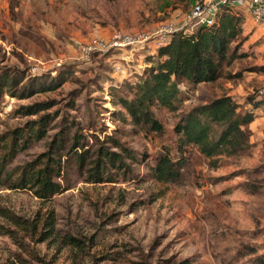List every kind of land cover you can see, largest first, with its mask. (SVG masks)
<instances>
[{
  "label": "rangeland",
  "instance_id": "obj_1",
  "mask_svg": "<svg viewBox=\"0 0 264 264\" xmlns=\"http://www.w3.org/2000/svg\"><path fill=\"white\" fill-rule=\"evenodd\" d=\"M197 1L0 0V72L10 67L51 76L66 69L73 72L57 91L24 100L0 97V133L27 121L16 112L22 104L55 98L64 106L69 92L78 89L73 115L79 121L91 120L98 130L108 132L118 128L121 138L150 155L147 162L154 164L164 147L175 153L174 126L192 106L227 92L250 108L247 96L264 86V74L252 73V68L264 65V30L251 22L239 50L247 55L225 69L235 77L196 87L183 83L177 110L156 109L165 126L163 135L133 133L132 126L113 114L118 107L107 80L123 83L135 70L141 72L147 66L144 55L157 53L159 34L191 28L186 18ZM118 33L137 42L111 47ZM97 42L105 46L87 56V48ZM262 120L253 123L247 155L223 156L213 163L194 151L191 169L181 181L157 182L143 164L137 166L143 181L91 184L76 179L72 189L50 202L28 190L0 186L1 208L32 221L54 210L58 229L42 242L0 214V264H264ZM45 145V140L34 143L14 163L32 159ZM2 229L12 230L14 236ZM68 233L85 242L83 250L62 241Z\"/></svg>",
  "mask_w": 264,
  "mask_h": 264
},
{
  "label": "trees",
  "instance_id": "obj_2",
  "mask_svg": "<svg viewBox=\"0 0 264 264\" xmlns=\"http://www.w3.org/2000/svg\"><path fill=\"white\" fill-rule=\"evenodd\" d=\"M244 22V13L222 6L213 24L174 31L169 42L157 48V53L144 55L147 66L141 72L135 70L132 78L123 83L107 80L112 103L118 107L113 114L132 126L133 133L163 135L165 126L156 109L177 110L181 84L196 87L216 84L223 77H235L225 73V69L247 55L239 52L245 40L241 39ZM252 71L264 73V65ZM72 75L69 69L51 76L44 72L27 73L19 67L5 68L0 72V97L8 94L24 100L51 93L59 90ZM240 75L241 72L237 74ZM78 95V89L71 90L64 106H58L61 102L51 98L22 104L17 109L20 117L28 119L23 125L0 133V186L28 190L41 201L50 202L72 189L76 179L91 184L143 181L137 171V166L143 164L157 182L181 181L191 169L194 151L213 163L223 156L247 155L253 144L250 125L264 112V100H258L256 95L246 98L250 108L227 92L212 96L179 117L174 126L175 153L166 146L151 164L147 162L150 155L131 147L121 138L118 128L108 132L98 130L91 120L88 124L79 121L73 115L78 110ZM42 140L46 141L44 151L24 163H14L21 153ZM0 214L22 229L34 232L42 242L58 232L54 210L39 214L33 221L1 207ZM2 231L14 236L10 229ZM62 241L78 250H83L85 245L71 233L64 235Z\"/></svg>",
  "mask_w": 264,
  "mask_h": 264
},
{
  "label": "built area",
  "instance_id": "obj_3",
  "mask_svg": "<svg viewBox=\"0 0 264 264\" xmlns=\"http://www.w3.org/2000/svg\"><path fill=\"white\" fill-rule=\"evenodd\" d=\"M222 6H229L233 10L248 9L250 16L256 27L264 29V0H200L193 6L187 15L186 26L190 25L193 29L199 25L213 24L216 20L217 12ZM180 28H169L165 33L158 35L155 42L157 48L167 44L174 31ZM112 46L125 47L128 44H135L137 39L131 35L118 33L113 37ZM103 42H97L89 46L86 50L87 56L97 48L104 47ZM118 69L121 70V67ZM258 99L264 100V86L256 92Z\"/></svg>",
  "mask_w": 264,
  "mask_h": 264
},
{
  "label": "crops",
  "instance_id": "obj_4",
  "mask_svg": "<svg viewBox=\"0 0 264 264\" xmlns=\"http://www.w3.org/2000/svg\"><path fill=\"white\" fill-rule=\"evenodd\" d=\"M241 11H242V13H244V15H245V23H244V27H245V33H246V31H249L248 30V27L246 26L249 22H251V23H253L254 24V22H253V20H252V18H251V16H250V12L248 11V9H241ZM258 28V27H257ZM259 30H262L261 28H259ZM264 30V29H263ZM248 33V32H247ZM252 73H255L256 75H258V76H261L262 74H264V73H259V72H256V71H253ZM263 113V115H261L258 119H257V121H259L260 119H263L262 121H264V112H262ZM256 122V120L253 122V123H255ZM253 123H251V125H250V127H251V129L254 131L255 130V128H254V124Z\"/></svg>",
  "mask_w": 264,
  "mask_h": 264
}]
</instances>
